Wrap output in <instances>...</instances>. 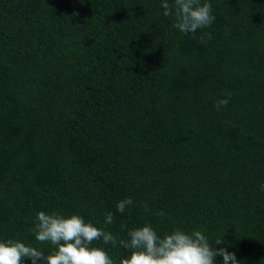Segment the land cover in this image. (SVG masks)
Wrapping results in <instances>:
<instances>
[{
	"label": "trees",
	"instance_id": "obj_1",
	"mask_svg": "<svg viewBox=\"0 0 264 264\" xmlns=\"http://www.w3.org/2000/svg\"><path fill=\"white\" fill-rule=\"evenodd\" d=\"M0 264H264V0H0Z\"/></svg>",
	"mask_w": 264,
	"mask_h": 264
}]
</instances>
